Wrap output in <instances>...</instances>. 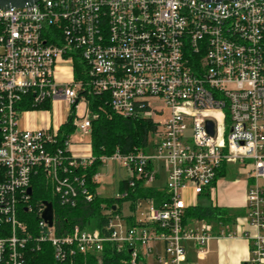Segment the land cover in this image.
Segmentation results:
<instances>
[{
	"label": "built area",
	"instance_id": "built-area-1",
	"mask_svg": "<svg viewBox=\"0 0 264 264\" xmlns=\"http://www.w3.org/2000/svg\"><path fill=\"white\" fill-rule=\"evenodd\" d=\"M100 93L119 117L150 121L157 138L150 151H116L102 165L125 169L130 188L152 187L162 171L165 196L158 206L137 199L130 225L115 215L103 232L75 226L56 236L53 210L49 226L44 206L28 205L32 185L43 180L61 207L90 202L94 194L75 173L90 157L72 156L69 141L54 149L57 131L20 129L18 117L63 101L68 112L74 107L75 134L89 135L84 94ZM163 108L169 116L156 123ZM228 165L248 169L245 209L254 232L246 264H264V0H37L0 8V264H24L38 243L51 245L57 264L98 256L104 244L127 251L122 263L137 264L154 242L163 245L159 264H186L187 243L201 253L210 240L230 236L214 234L211 224H182L190 196L210 194ZM20 211L33 213L32 232Z\"/></svg>",
	"mask_w": 264,
	"mask_h": 264
},
{
	"label": "trees",
	"instance_id": "trees-1",
	"mask_svg": "<svg viewBox=\"0 0 264 264\" xmlns=\"http://www.w3.org/2000/svg\"><path fill=\"white\" fill-rule=\"evenodd\" d=\"M81 63L74 62V78L76 81L81 77ZM85 96L86 107L88 110V120L90 124V150L91 156L88 164L75 173L82 175L86 189L94 194L90 202L79 201L74 208L61 207L51 197L49 187L41 179H36L32 185V195L28 205L36 211L43 202H50L53 210V227L56 236H63L69 233L73 227L80 229H97L104 231L110 217L120 215L121 205L130 202V211H133V203L137 199H152L158 206L159 201L165 196L162 190L154 187L136 186L130 188L125 179L118 183V193H126L124 198L116 199L101 198L96 195L97 183L93 177L99 173L102 163L101 157H109L114 152L128 154L136 151L147 150V137L154 131V125L143 118L124 119L116 115L109 107L107 94H96ZM38 110L48 111L50 105H43ZM26 111H29L26 110ZM31 111V110H30ZM74 107H70L67 120L56 132L54 149L64 151V143L69 141L75 134ZM225 167L221 168L217 177L222 176ZM200 196L207 197L204 193ZM114 207V210H112ZM108 212V214H107ZM20 217L25 219L28 230L32 232L35 217L32 214L19 212ZM235 215L226 209L216 206H188L182 214V224L192 221H201L211 224L213 229L222 230L228 234L229 227L233 225ZM128 259L127 251L116 252L113 246L104 244L100 255H85L75 258V264H124L122 260ZM24 264H57L53 257V249L49 243H38L33 249H28ZM140 264V263H137Z\"/></svg>",
	"mask_w": 264,
	"mask_h": 264
},
{
	"label": "crops",
	"instance_id": "crops-1",
	"mask_svg": "<svg viewBox=\"0 0 264 264\" xmlns=\"http://www.w3.org/2000/svg\"><path fill=\"white\" fill-rule=\"evenodd\" d=\"M59 76V74H57ZM63 101H55L51 104L48 111H24L20 114L17 126L23 130H51L57 131L68 118V107L63 105ZM77 134H74L75 136ZM69 139L68 152L74 157L91 156L90 139L83 142H73ZM84 137L89 135H83ZM247 168L240 165H228L225 167L222 176L218 177L213 185L212 192L205 196L191 197L190 191H186L190 203L188 206L198 205L197 200L206 198L203 204L199 206H216L226 209L229 213L235 215L233 225L229 227L230 236H218L210 240L205 248L199 253L192 243H187L186 264H246L250 254L251 241L248 238L254 229L248 224L246 218V191L248 186ZM161 175V171L159 172ZM160 179V177H159ZM158 179V181H159ZM264 186V181L261 182ZM161 190L163 186H152ZM128 209V215L125 216L126 223H132L130 215V202H125ZM123 217V216H122ZM208 224L201 221H192L187 223L188 227H200ZM220 230L213 229L217 234ZM231 233V234H230ZM152 260L159 264L158 258L163 257V245L159 242L152 244ZM140 264H147L146 259Z\"/></svg>",
	"mask_w": 264,
	"mask_h": 264
},
{
	"label": "rangeland",
	"instance_id": "rangeland-1",
	"mask_svg": "<svg viewBox=\"0 0 264 264\" xmlns=\"http://www.w3.org/2000/svg\"><path fill=\"white\" fill-rule=\"evenodd\" d=\"M63 105L67 108L68 105L66 103H63ZM76 109L77 112L79 114L83 113L84 108H85V104L84 102L81 100L76 104ZM162 113L157 115L155 117V122L156 123H161L165 118H167L169 116V109L163 108L161 110ZM73 136L71 140H73V142H83V140L85 141L86 139L89 140V136H83L82 134H78ZM157 140L156 137H154L153 132H151L148 137H147V151L151 150V146L153 145V143H155ZM129 173L123 169L122 167L118 166L117 164L113 163V162H107L105 164L102 165V167L99 170V177H98V182H97V188H96V195L98 197L101 198H112L115 197L116 194L118 193V183L123 180L128 178ZM165 185V175L164 173L161 171V175H160V179L159 181H155L153 183V186L157 187V186H164ZM204 200H206V198H200L197 200L198 205L203 204ZM127 205L125 203H123L121 205V213L119 216H127L128 215V209L126 210ZM90 230H94V229H90ZM152 255H149L148 258H146L147 264H156L153 260H152Z\"/></svg>",
	"mask_w": 264,
	"mask_h": 264
},
{
	"label": "water",
	"instance_id": "water-1",
	"mask_svg": "<svg viewBox=\"0 0 264 264\" xmlns=\"http://www.w3.org/2000/svg\"><path fill=\"white\" fill-rule=\"evenodd\" d=\"M205 2H221V1H235V0H201ZM37 2V0H0V8L2 9H8V8H21L25 5H29L32 3ZM77 104V101H75V105ZM214 125L211 121H205V130L209 136H213ZM28 194L31 193V190L28 189ZM42 205L44 206V209L41 214L42 220L47 222L49 226L52 225V204L50 202H43ZM112 210H114V207H112Z\"/></svg>",
	"mask_w": 264,
	"mask_h": 264
}]
</instances>
